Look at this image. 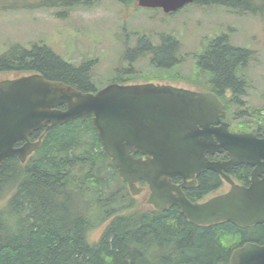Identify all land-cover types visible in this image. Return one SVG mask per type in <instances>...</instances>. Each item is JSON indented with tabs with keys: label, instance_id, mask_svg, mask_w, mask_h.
Masks as SVG:
<instances>
[{
	"label": "trees",
	"instance_id": "obj_1",
	"mask_svg": "<svg viewBox=\"0 0 264 264\" xmlns=\"http://www.w3.org/2000/svg\"><path fill=\"white\" fill-rule=\"evenodd\" d=\"M83 1L44 0V6L71 8ZM119 1L133 6L137 0ZM194 3L227 5L255 15L263 6L251 0ZM147 44L129 53L150 51L147 48L153 44ZM180 46L173 36H165L152 48L153 62L173 66L174 51ZM252 55L246 48L231 45L227 35H220L198 56L197 73L207 76L209 90L226 104L232 131L260 135L263 111L248 110L241 99L245 91L240 75ZM91 66L88 61L74 65L38 43L16 44L0 55V73H39L84 92L97 90ZM227 92L231 94L226 96ZM257 115L262 116L260 123L249 118ZM43 131H36L31 139H38ZM251 173L246 164L228 171L244 185L249 184ZM226 185L220 174L207 169L186 195L199 202L223 192ZM99 228L101 234L94 239ZM250 241L264 244V222L249 227L231 221L198 225L177 205L166 209L141 206L105 152L90 117L50 129L41 147L24 163L14 155L0 167V264H230L234 250Z\"/></svg>",
	"mask_w": 264,
	"mask_h": 264
},
{
	"label": "water",
	"instance_id": "obj_2",
	"mask_svg": "<svg viewBox=\"0 0 264 264\" xmlns=\"http://www.w3.org/2000/svg\"><path fill=\"white\" fill-rule=\"evenodd\" d=\"M194 0H137L138 6L177 11ZM225 104L212 92L155 82L110 83L95 92L51 81L39 73L0 80V167L11 156L25 162L47 132L90 117L103 148L135 196L144 180L155 209L177 205L198 225L231 221L249 227L264 222V126L235 132L225 120ZM44 130L38 139L31 136ZM20 143V144H19ZM19 144V145H18ZM141 154V156H136ZM226 154L227 159L210 160ZM253 167L248 185L228 171ZM207 169L220 174L229 188L202 201L190 200L184 188ZM182 177V183L173 181ZM230 264H264V244L237 247Z\"/></svg>",
	"mask_w": 264,
	"mask_h": 264
},
{
	"label": "rangeland",
	"instance_id": "obj_3",
	"mask_svg": "<svg viewBox=\"0 0 264 264\" xmlns=\"http://www.w3.org/2000/svg\"><path fill=\"white\" fill-rule=\"evenodd\" d=\"M251 1L263 5L262 12L255 15L227 5L197 3L166 13L161 8L138 6L137 1L129 6L119 0H84L71 8H49L44 6V0H0V55L16 44L25 47L45 44L74 65L91 62L96 88L109 82L145 83L161 79L162 83L189 86L194 79L206 82L202 76L192 77L196 68L191 53H200L214 38L227 35L231 45L253 52L242 69L247 86L241 99L248 110H262L260 114L264 115V0ZM167 35L180 43L181 54H189L182 63L165 71L155 66L147 50H140L139 55L143 56L137 59H132L136 52L132 55L130 52L131 57L126 58L128 43L131 50L142 44L146 47L149 41L156 46ZM19 75L0 73V80ZM234 110L229 107L230 112ZM249 118L258 122L262 116ZM228 188L226 185L223 192ZM149 194V187L144 185L142 192L133 197L147 208ZM101 231V228L96 230L93 238H98Z\"/></svg>",
	"mask_w": 264,
	"mask_h": 264
},
{
	"label": "flooded vegetation",
	"instance_id": "obj_4",
	"mask_svg": "<svg viewBox=\"0 0 264 264\" xmlns=\"http://www.w3.org/2000/svg\"><path fill=\"white\" fill-rule=\"evenodd\" d=\"M171 13H174V12H171ZM128 42H129V37H128ZM153 44V43H152ZM160 44H158V45H156V48L159 46ZM181 47V46H180ZM178 48V49H175V51H174V55H173V57H174V64H173V66H171V67H174L175 65H177V64H180V63H182L183 62V58H187L188 57V55L189 54H186V52H185V55H183V54H181L180 53V51H181V48ZM132 48V47H131ZM152 48H154V44L152 45ZM152 48H147V49H150L151 51H152ZM132 49H137V48H132ZM142 51H146V49L145 50H142ZM148 51V50H147ZM204 52V49L200 52V53H197V54H195V53H191L192 54V57H193V59H194V63H195V68H196V70L194 71V75L192 76V77H195V76H201L199 73H197V71L199 70L198 68V63H197V58H198V56L201 54V53H203ZM127 54H129V43H128V50H127V52H126ZM147 54H148V56H150V54L152 55V52H147ZM140 56H143V55H139V53L137 52L136 53V55L135 56H133L134 58H132V59H137V58H139ZM126 58L127 59H129V56H126ZM152 62H153V55H152ZM154 64H155V62H153ZM155 66H157L156 64H155ZM157 67H161V66H157ZM162 68H164V69H166L167 67H162ZM168 68H170V67H168ZM165 71H167V69L165 70ZM128 75H129V69H127V72H126ZM166 75H171V74H168V73H166V72H164ZM178 75H180L181 76V74L180 73H177ZM242 78H243V81H244V87H243V90L244 91H246V86H247V84H246V81H245V79H244V75H243V73L240 75ZM203 77V76H202ZM207 76H205V77H203L205 80H206V82L204 81L203 83L201 82V80L202 79H198V80H196V79H194V82H193V84L192 83H190L191 85H189V86H186V85H175V86H179V87H183V88H187V89H190V90H194V91H201V92H212V91H210L209 89H211L210 88V86H211V84H210V80L208 79V78H206ZM166 77L164 76V79H165ZM149 80H152V79H149ZM161 80H163V79H161ZM161 80H159L160 82H155V83H158V84H170V83H162L163 81H161ZM180 80H183V81H186V82H188V80H186L185 78L184 79H182V78H180ZM129 82H131V84L132 83H138L137 81H129ZM150 82V81H149ZM110 83H116V82H109L108 84H110ZM117 83H123L122 81H118ZM172 85H174V84H172ZM212 93H214V92H212ZM215 95H217L216 93H214ZM231 93L230 92H227V93H225V95L226 96H228V95H230ZM218 97H219V95H217ZM220 100H221V98H220ZM222 101V100H221ZM224 103V102H223ZM243 103H244V101H243ZM225 104V103H224ZM226 105V104H225ZM264 126V125H263ZM262 129H263V127H262ZM230 130H231V128H230ZM232 131V130H231ZM257 134V133H256ZM258 135V134H257ZM258 136H262V131H261V134L260 135H258ZM137 155H140L141 156V154H136V156ZM217 155H219V156H221L220 158H218L217 157ZM228 157L226 156V154H215V155H210L209 156V159L210 160H218V159H227ZM252 168V170H253V167H251ZM201 175V174H200ZM200 175H196L195 176V180H196V183H195V185L193 186V187H187V188H184V191H185V193H186V190H188V189H192V188H194L195 186H196V184H197V181H198V178H199V176ZM175 179V183H177V184H179V183H182L183 182V178L182 177H176V178H174ZM227 184V183H226ZM148 187V186H147ZM150 206H152V205H150Z\"/></svg>",
	"mask_w": 264,
	"mask_h": 264
}]
</instances>
